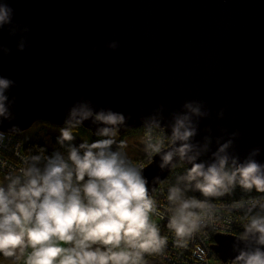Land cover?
Instances as JSON below:
<instances>
[{"label": "water", "instance_id": "1", "mask_svg": "<svg viewBox=\"0 0 264 264\" xmlns=\"http://www.w3.org/2000/svg\"><path fill=\"white\" fill-rule=\"evenodd\" d=\"M0 3L13 9L12 23L0 28V47L10 50L0 51V76L15 82L6 93L14 118L0 131L20 135L38 121L60 127L73 105L90 101L94 111L129 117L121 136L147 129L145 119L161 108L165 125L186 101H199L210 114L199 120L197 141L210 135L214 152L218 137L223 143L238 133L229 153L243 160L259 148L255 159L264 164V0ZM81 127L94 135L91 121ZM159 162L144 168L151 195L171 171ZM238 237L213 236L219 261L230 264Z\"/></svg>", "mask_w": 264, "mask_h": 264}, {"label": "clouds", "instance_id": "2", "mask_svg": "<svg viewBox=\"0 0 264 264\" xmlns=\"http://www.w3.org/2000/svg\"><path fill=\"white\" fill-rule=\"evenodd\" d=\"M12 16L13 9L0 3V28L11 24ZM17 47L23 51L25 41ZM108 47L118 45L113 41ZM14 83L0 76V123L14 118L6 95ZM90 105L79 101L69 109L56 138L59 148L28 155L22 168L0 182V256L15 264H146V256L162 254L166 248L167 239L154 220L160 212L144 168L129 158L124 142L116 138L129 117L111 109L94 111ZM182 107L168 124L161 123L162 108L144 121L150 133H165L158 142L149 137L146 155L158 156L161 170L183 168L166 196L167 227L181 244L213 217L212 198L237 186L264 193V164L255 159L260 149L243 160L230 154L238 135L232 133L223 143L218 137V147L211 151L210 135L202 142L195 139L199 120L209 111L199 101H186ZM218 115L222 117L223 110ZM85 121L96 125V138L77 144L73 131ZM18 130L13 126L11 131ZM6 135L0 131V146ZM159 180L154 177L152 184ZM196 192L204 199L189 195ZM246 215L230 264H264V196L253 198Z\"/></svg>", "mask_w": 264, "mask_h": 264}, {"label": "built area", "instance_id": "3", "mask_svg": "<svg viewBox=\"0 0 264 264\" xmlns=\"http://www.w3.org/2000/svg\"><path fill=\"white\" fill-rule=\"evenodd\" d=\"M164 135L163 131L156 130V132L150 133L147 129L142 137L141 156L133 159V162L145 168L153 159L146 155L145 145L149 142V137L154 136L158 142L160 137ZM27 156L20 135L7 133L4 145L0 146V172L8 174L13 170H19L24 166L23 158ZM168 187L169 185L160 183L152 194L160 212V215L154 217V220L160 226L161 235L167 239V245L162 254L146 256V264L149 261L148 264H151V261H154L155 264H224L213 257L212 238L215 234H242L243 226L247 222L246 213L253 199L238 202L211 201L214 205L213 217L191 238L181 244L167 227L166 210L168 204L166 196Z\"/></svg>", "mask_w": 264, "mask_h": 264}, {"label": "trees", "instance_id": "4", "mask_svg": "<svg viewBox=\"0 0 264 264\" xmlns=\"http://www.w3.org/2000/svg\"><path fill=\"white\" fill-rule=\"evenodd\" d=\"M36 123H37L38 127L35 131V137L34 138H25L22 135H20V137L22 138V140L24 142L25 153L27 155L37 154V153H40L41 149H43V148H46L48 150V152L51 153V151L54 148H59L60 146L58 145L56 138L60 134V127L51 125V124L44 122V121H38ZM138 131H139L140 135L143 137V134L145 133L146 130L145 129H139ZM79 133L87 134L90 141L92 139L96 138V137H94V135H92L89 131L85 130L81 126L74 129V131H73L74 135H77ZM119 137L121 138L122 135ZM119 141H121V140H119ZM75 143L78 144L79 142L75 141ZM141 148H142V146H141ZM182 171H183V168L180 166H177L176 168L171 169L167 178L162 183L170 186L171 183L174 182L176 175ZM6 175L7 174L0 172V179L2 182L4 181ZM189 195H195L200 199H204V197H202L201 194L198 192L189 193ZM260 196H264V193H258L255 190L244 191L240 187L237 186L232 192L226 193L221 197L212 198L211 201H218L219 200V201L238 202V201H243V200H252L253 198H257ZM236 235L240 236L241 233L236 234ZM213 257L215 260L218 261V258L216 255H213ZM149 262H147V264ZM151 262H152L151 264H155L154 261H151ZM0 264H15V263L11 259H6L3 256H0Z\"/></svg>", "mask_w": 264, "mask_h": 264}, {"label": "rangeland", "instance_id": "5", "mask_svg": "<svg viewBox=\"0 0 264 264\" xmlns=\"http://www.w3.org/2000/svg\"><path fill=\"white\" fill-rule=\"evenodd\" d=\"M37 127H38L37 123H35L30 130L23 132L20 135H22L25 138H34ZM75 136L77 137L76 142H80L79 140H87L90 142L88 135L85 133H79ZM116 138L118 141L121 140L124 142L126 146L125 151L128 154L130 159L132 160L137 159L141 155L142 136L140 135L138 130H129L125 132L121 138L119 137V135H117ZM0 182H2L1 179H0Z\"/></svg>", "mask_w": 264, "mask_h": 264}, {"label": "crops", "instance_id": "6", "mask_svg": "<svg viewBox=\"0 0 264 264\" xmlns=\"http://www.w3.org/2000/svg\"><path fill=\"white\" fill-rule=\"evenodd\" d=\"M22 264V263H21Z\"/></svg>", "mask_w": 264, "mask_h": 264}]
</instances>
